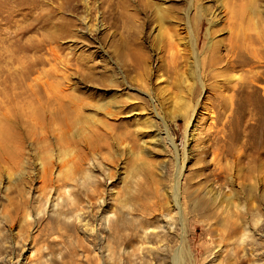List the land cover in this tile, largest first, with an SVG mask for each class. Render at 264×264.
Listing matches in <instances>:
<instances>
[{
	"label": "rangeland",
	"instance_id": "1",
	"mask_svg": "<svg viewBox=\"0 0 264 264\" xmlns=\"http://www.w3.org/2000/svg\"><path fill=\"white\" fill-rule=\"evenodd\" d=\"M69 1L0 0V264H264V0Z\"/></svg>",
	"mask_w": 264,
	"mask_h": 264
},
{
	"label": "bare ground",
	"instance_id": "2",
	"mask_svg": "<svg viewBox=\"0 0 264 264\" xmlns=\"http://www.w3.org/2000/svg\"><path fill=\"white\" fill-rule=\"evenodd\" d=\"M69 1V0H68ZM69 3H71V0L69 1ZM18 33V32H17ZM4 61H5V58H4V56H3V54H0V86L5 82V79H4ZM16 87V86H15ZM0 90H2V89H0ZM1 93V92H0ZM1 135H2V137H1V139H2V141L5 139V137H6V135H7V133H6V130H5V128L3 127V130H2V132H1ZM181 175V170H180V173H179V175H178V177ZM183 251V249H182V247L178 250V255L176 256V258L177 257H181L180 255V252H182ZM176 260V259H175Z\"/></svg>",
	"mask_w": 264,
	"mask_h": 264
}]
</instances>
